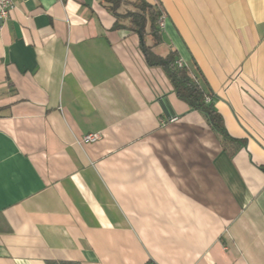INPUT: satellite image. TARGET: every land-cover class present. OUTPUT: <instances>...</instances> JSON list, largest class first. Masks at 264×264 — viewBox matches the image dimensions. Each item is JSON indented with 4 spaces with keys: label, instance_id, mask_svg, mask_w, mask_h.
<instances>
[{
    "label": "crops",
    "instance_id": "1",
    "mask_svg": "<svg viewBox=\"0 0 264 264\" xmlns=\"http://www.w3.org/2000/svg\"><path fill=\"white\" fill-rule=\"evenodd\" d=\"M148 1L233 140L100 0L17 2L0 21V264H264V0Z\"/></svg>",
    "mask_w": 264,
    "mask_h": 264
},
{
    "label": "trees",
    "instance_id": "2",
    "mask_svg": "<svg viewBox=\"0 0 264 264\" xmlns=\"http://www.w3.org/2000/svg\"><path fill=\"white\" fill-rule=\"evenodd\" d=\"M101 5L114 17L111 29H126L138 37V47L149 67H160L176 96L190 110L198 111L220 138L221 143L229 137L223 120L215 108L216 96L195 62L178 65L179 55L165 44L162 29L157 25L163 13L158 1L148 0H100ZM166 51L165 54L163 52ZM233 140V139H232ZM146 264H155L149 261Z\"/></svg>",
    "mask_w": 264,
    "mask_h": 264
},
{
    "label": "built area",
    "instance_id": "3",
    "mask_svg": "<svg viewBox=\"0 0 264 264\" xmlns=\"http://www.w3.org/2000/svg\"><path fill=\"white\" fill-rule=\"evenodd\" d=\"M21 0H0V21L5 20L9 16V12L15 7L16 3ZM164 13H162L157 21V25L160 29L164 27ZM178 65H181V61H177ZM98 136L96 134H88L83 136V142L94 141Z\"/></svg>",
    "mask_w": 264,
    "mask_h": 264
}]
</instances>
